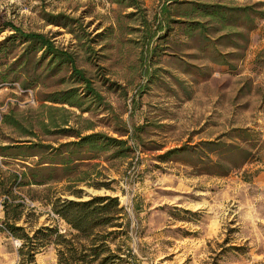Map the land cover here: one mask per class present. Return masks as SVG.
<instances>
[{"label":"rangeland","instance_id":"374dc122","mask_svg":"<svg viewBox=\"0 0 264 264\" xmlns=\"http://www.w3.org/2000/svg\"><path fill=\"white\" fill-rule=\"evenodd\" d=\"M127 1L0 0V40L10 34L8 29L1 32L2 23L53 38L56 46L74 54L77 66L86 71L115 114L136 130L135 140L130 142L133 152L127 158L106 161L108 155L102 154L95 159L98 162L80 164L69 180L89 173L94 182L108 186L95 189L79 184L76 187L83 190V200L117 197L120 207L129 211L127 218L137 229L134 241L129 235L126 243L132 247L124 245L123 249L134 250L141 259L133 256L130 262L122 259L121 264H154L152 261L160 257L155 264H264V20L258 19L249 33L240 29L243 35L235 41H216L223 32L210 28L211 41H205L196 31L189 34L185 29H174L167 35V31L155 28L168 0H136L138 7L129 6ZM198 1L230 6L264 2ZM47 14H63L79 23L73 25L71 33L69 28L49 24ZM233 44L237 48L231 47ZM20 50L21 46L11 50L8 63ZM65 73L42 77L31 89L21 87V77L17 82L0 83V146L21 145L28 140L21 130L2 122L6 115L14 118L19 128L35 126L40 139L53 146L73 138L45 136L38 126L49 116L56 120L66 116L72 127L83 128L91 122L94 132L118 138L99 110L82 114L42 101L44 94L64 88L58 80ZM241 129L250 130L247 142L234 138L239 133L233 131ZM214 141L249 148V161L226 176L210 175L212 169L201 162L207 163V156L214 155L194 148ZM182 146L193 149L160 161L159 156L167 150ZM37 154L43 157L45 152ZM244 156L236 153L223 162L238 164ZM13 157L1 159L3 172H21V163ZM52 177L60 179L62 175L56 172ZM66 184L13 187L15 202H22L35 214L29 218L33 226L23 223L25 215L17 226L27 232L51 224L61 229L62 221L53 215L46 198L75 199L63 192ZM2 200L0 193V226L5 218ZM148 200L156 214L138 215L133 208L142 209ZM183 206L193 213H185ZM150 222L165 227L155 231ZM154 234L161 237L156 243L147 239ZM118 241L122 244L123 239ZM20 247V240L0 228V264H22ZM50 247L40 250L34 264H56Z\"/></svg>","mask_w":264,"mask_h":264},{"label":"trees","instance_id":"16d2710c","mask_svg":"<svg viewBox=\"0 0 264 264\" xmlns=\"http://www.w3.org/2000/svg\"><path fill=\"white\" fill-rule=\"evenodd\" d=\"M126 1L115 0L118 4ZM127 2L131 7H138L136 0ZM166 3L160 13L161 19L155 28L158 31H167V35L174 29H185V33L192 34L196 31L205 41H211L208 38V31L211 28L215 32H223L216 41L224 39L235 41L237 36L243 35L239 32L240 29L249 33L255 28L258 19L264 20V2H256L248 6H230L220 2L204 3L198 0H168ZM45 16V20L49 24L64 29L69 28L71 33H74L73 25L79 23L77 19L69 18L63 14H47ZM1 29V32L8 29L10 34L0 40V83L11 79L17 82L21 77V87L31 89L39 84L42 77H54L61 71H65L66 73L58 80V83L64 85V88L44 94L42 101L67 106L82 114L90 113L92 109L99 110L106 115L105 120L108 124L113 125L112 132L118 136V138H114L102 132H94L91 122H87L83 128L77 125L72 127L66 116H61L58 120L49 116L46 123H40L38 126L45 136L73 138L71 141L53 146L52 142H43L40 139L35 131V126L24 127L21 125L19 128V124L14 118L10 115L4 116L2 122L21 130V134L28 140L21 141V145L0 146L1 157L21 158V172H3L0 169V193L3 196L2 206L5 217L1 229L9 236L21 241L18 253L24 259L22 264L24 262L34 264L35 256L40 250L50 245L61 246L57 250V264H113V257L109 255L99 259L102 254L108 252L109 247L103 243L97 245L95 242L123 239L120 247L127 246L131 227L127 213L123 207H120L117 197L90 196L89 199L83 200V190L76 187L79 184H84L98 189L107 187L108 183L94 182L87 172H82L76 180H69V174L76 171L80 164L95 160L102 154L108 155L106 161L127 158L133 152L130 142H134L136 130L130 128L115 114L113 107L95 88L86 71L77 66L72 52L56 46L53 38L45 34L25 32L12 23H2ZM15 46H21V50L14 60L8 63V57ZM231 47L237 48L236 44ZM224 58L225 56H223ZM222 61L224 63V60ZM11 74L14 75L13 78H11ZM62 110L68 112L64 108ZM87 132L90 133L87 134ZM235 132L239 134L232 137L247 142L248 139L245 137L250 132L249 129L234 130L233 133ZM192 149L182 146L167 150L159 158L164 163L169 161L165 159L171 155L188 154ZM194 149L204 155L206 153L214 155L213 158L207 156V163L201 162L203 167L212 169L210 175L214 176H226L232 170L241 168L249 161L247 157L250 153L249 148L222 141L202 142ZM13 150L17 154H9ZM39 150L45 152L43 157L37 154ZM236 153L245 154L240 163L230 165L223 162L226 157ZM82 155H89V157L81 158ZM56 172L61 173L60 179L52 177ZM61 182L67 183L63 187V192L75 199L61 196L46 199L53 215L57 220L64 222L69 231L65 229V233H60L59 226L56 224L40 226L30 232H27L23 226H17V222L23 219V215H25L23 223L28 227L33 226L29 224V218L35 214L22 202H15L16 196L12 193V188L40 187ZM68 237L87 239L91 243L88 246L81 245L79 246L81 249L77 250L67 240ZM86 247L88 250L83 254L85 251L83 249ZM127 252L128 254L119 262L132 256L129 250Z\"/></svg>","mask_w":264,"mask_h":264},{"label":"crops","instance_id":"0c3cea01","mask_svg":"<svg viewBox=\"0 0 264 264\" xmlns=\"http://www.w3.org/2000/svg\"><path fill=\"white\" fill-rule=\"evenodd\" d=\"M2 158L3 157H1V159ZM17 158H18L17 161L21 163V160H20L21 158L20 157H17ZM92 162H98V160H92ZM148 196L150 197L151 194H148ZM149 203H150V200L147 201L146 206L143 207L142 209H138L137 207H134L133 210H135V212L138 215H150V214L153 215V214H156V212H157L156 208H154V206H148ZM183 211H188L190 213H193L191 210H188V208H186L184 206H183ZM148 224H150V227L152 229H154L155 231H157L158 229H163L165 227V225H161V226L160 225H153L152 226L151 222L148 223ZM60 225H61L60 226L61 229H66L67 231H69L68 227L66 226V224L64 222H62ZM147 239H148V241L156 243V242H158L161 239V237L158 234H154V235H152L151 237H149ZM67 240H69L70 244L74 245L77 250L81 249L79 246H81V245L88 246L91 243L90 240L83 239V238H76V237H68ZM141 240H145V239H140V241ZM95 243L97 245L99 243H103V244H105V245H107L109 247L108 252L102 254L99 259L109 255L110 257H113V260H112L113 264H121L119 262L121 260V258L125 257V255L128 254L127 250L124 251L123 247L122 248L120 247L121 243H119L118 239H115V240L107 239V240H105L103 242H95ZM127 245L129 247H132L133 244L132 243H128ZM50 248H51V251H52L51 254H53L52 256H54L55 263L57 264V250H59L61 248V246H53V245H51ZM83 250H85L83 252V254H84L86 252V250H88V248L86 247ZM131 254H132L131 258L134 256L135 260L136 259H141L139 254H136L134 252V250H132ZM160 259H162V257L155 259L154 261H152V263L155 264L156 262L160 261ZM127 260H128V262H130V257ZM95 264H97V263H95Z\"/></svg>","mask_w":264,"mask_h":264},{"label":"built area","instance_id":"2783aa9c","mask_svg":"<svg viewBox=\"0 0 264 264\" xmlns=\"http://www.w3.org/2000/svg\"><path fill=\"white\" fill-rule=\"evenodd\" d=\"M0 165H1V157H0ZM125 212L129 215V211L125 208ZM0 228H1V226H0ZM135 229H137V225H135V224H131V232H130V237H131V239H132V241H134V236H135ZM59 232L60 233H65V229H60L59 230Z\"/></svg>","mask_w":264,"mask_h":264}]
</instances>
